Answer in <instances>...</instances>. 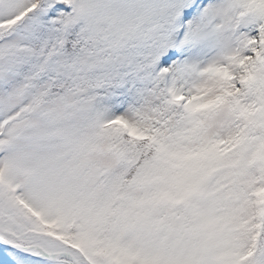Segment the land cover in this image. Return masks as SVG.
Returning <instances> with one entry per match:
<instances>
[{"label":"snow or ice","instance_id":"snow-or-ice-1","mask_svg":"<svg viewBox=\"0 0 264 264\" xmlns=\"http://www.w3.org/2000/svg\"><path fill=\"white\" fill-rule=\"evenodd\" d=\"M0 264H264V0H0Z\"/></svg>","mask_w":264,"mask_h":264}]
</instances>
